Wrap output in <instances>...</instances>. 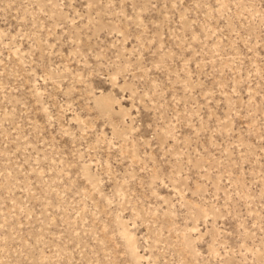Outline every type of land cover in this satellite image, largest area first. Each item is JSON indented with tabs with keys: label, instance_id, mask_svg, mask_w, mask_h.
<instances>
[{
	"label": "rangeland",
	"instance_id": "1",
	"mask_svg": "<svg viewBox=\"0 0 264 264\" xmlns=\"http://www.w3.org/2000/svg\"><path fill=\"white\" fill-rule=\"evenodd\" d=\"M0 264H264V0H0Z\"/></svg>",
	"mask_w": 264,
	"mask_h": 264
}]
</instances>
